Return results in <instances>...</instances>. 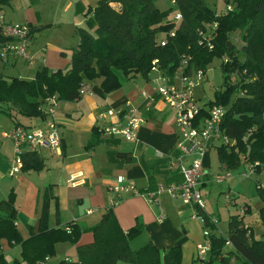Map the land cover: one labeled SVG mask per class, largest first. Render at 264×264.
<instances>
[{
	"label": "crops",
	"instance_id": "obj_1",
	"mask_svg": "<svg viewBox=\"0 0 264 264\" xmlns=\"http://www.w3.org/2000/svg\"><path fill=\"white\" fill-rule=\"evenodd\" d=\"M98 3L99 0H12L3 6L0 11L2 21L29 23L39 29L32 32L28 49L35 62L30 64L25 58L13 54L0 56V75L33 79L43 67L52 72L68 70L74 50L80 43L78 29L86 25L87 17ZM8 9L11 13H7ZM118 74L121 86L115 91L106 92L101 86L102 78H97L87 82L91 91L80 98L57 99L55 117L62 133V151L59 154L44 149L38 153L44 162L40 170L10 174L14 145L9 134L18 121L31 127H45L50 119L46 113L47 104L40 116H24L13 107L10 108L11 114L0 111V115L7 114L13 121L9 128L0 121V202L13 195L17 207L15 222L23 238L27 239L41 229L45 203L47 226L68 227L74 223L83 229L77 243L58 242L55 254L36 264H60L62 260L79 259L78 247L94 241L92 228L111 208L110 202L116 195L110 188L120 177L142 192L159 185L164 187L158 196L159 202L126 194L112 207L125 232L136 226L142 227L140 233L130 238L132 250L154 244L164 253L170 247L180 245L182 264H197V245L205 241L203 223L197 217L195 207L167 190L172 183L182 181V175L172 164L179 155L176 110L159 95V82L153 79L156 72L127 76L118 71ZM110 109L120 111V114L107 115ZM131 110L145 118L136 140L107 135L102 131L111 122L123 119ZM209 152L204 159L207 170L213 164ZM241 171L242 166L231 176L242 174ZM212 182L210 177H205L203 194L211 192ZM242 203L247 205L248 211L241 212L240 205V211L231 215L241 214L256 236L263 235L264 224L259 219L262 200L259 198L254 206L248 201ZM206 211L213 216L212 211ZM249 218H252L250 222ZM218 229L221 231L219 223ZM224 230L227 234L228 227ZM0 248L10 262L22 259L21 244L3 238ZM117 264L134 262L120 260Z\"/></svg>",
	"mask_w": 264,
	"mask_h": 264
},
{
	"label": "trees",
	"instance_id": "obj_2",
	"mask_svg": "<svg viewBox=\"0 0 264 264\" xmlns=\"http://www.w3.org/2000/svg\"><path fill=\"white\" fill-rule=\"evenodd\" d=\"M12 0H0V11ZM182 19H171L169 11H162L156 0H99L87 17L86 25L78 29L80 43L74 50L68 70L50 71L43 67L35 78L0 75V111L15 108L24 116H40L47 99L56 97L76 100L88 81L102 78L106 92L120 88L118 71L148 75L153 61L173 72L182 56H190V68L207 69L215 58L223 62L224 85L215 91L210 105L223 104L226 113L222 128L234 143L218 146L219 160L229 169L244 163L264 164V0H222L226 5L218 10L210 0H176ZM228 5L232 6L231 9ZM218 6V5H217ZM174 8V6H172ZM172 10V9H171ZM6 22L0 17V48L10 38L3 33ZM217 23L213 48L200 44L201 31L212 29ZM43 28V26L41 27ZM31 26V33L34 30ZM241 29L244 45L238 48L232 39L233 31ZM174 31V35H170ZM166 44H162L163 41ZM237 79L232 81V77ZM21 122H17L19 124ZM93 143V140L91 141ZM24 170H40L43 159L37 152L24 153ZM257 166V172H261ZM258 196L263 202L259 219L264 224V184L256 181ZM0 241L22 245V259L12 262L0 251V264H36L53 256L56 244L62 241L77 243L83 229L70 223L68 227H49L46 223L47 204L43 208L41 229L24 239L16 225L17 207L13 195L0 202ZM206 219V209L197 210ZM141 226L125 232L109 208L102 220L92 228L95 239L78 247L79 259L62 260L60 264H182L183 251L175 245L161 252L148 244L132 250L130 238L140 233ZM212 250L208 264H264V234L256 236L241 214L230 217L226 235H211ZM227 245H231L230 247Z\"/></svg>",
	"mask_w": 264,
	"mask_h": 264
},
{
	"label": "built area",
	"instance_id": "obj_3",
	"mask_svg": "<svg viewBox=\"0 0 264 264\" xmlns=\"http://www.w3.org/2000/svg\"><path fill=\"white\" fill-rule=\"evenodd\" d=\"M172 5L177 6V1L172 0ZM231 9L232 6L228 5ZM182 13L178 10L175 19L180 21ZM218 24L214 23L212 29L201 31L200 44L213 48V38L215 29ZM3 33L10 38L0 48V56L13 54L23 57L27 62L33 64L35 58L29 54V45L31 41V25L29 23H5ZM171 31L170 35H174ZM163 41L162 44H166ZM190 56L183 55L179 66L169 72L166 68H161L158 59L153 61L151 72H156L157 76L153 79L159 82L158 93L165 102L176 110V123L179 127V136L176 147L179 151L173 159V166L182 175V181L172 183L167 187L168 192L180 197L187 204L196 208L206 209V203L203 197L202 184L205 177H210L212 181L223 182L232 173L211 175L205 168L204 159L206 154L212 147H218L221 144H232V141L223 130V119L226 113V106L223 104L202 106L196 96L195 89L198 85L207 80V69L190 68ZM229 59L225 57L224 62ZM150 72V73H151ZM237 77L234 75L232 81ZM213 86V85H212ZM218 90V89H217ZM89 84L85 83L81 88V94L90 92ZM145 94V93H144ZM57 98L51 97L47 99L46 113L50 119L46 122L45 127H31L23 123L16 124L9 134L13 145L14 155L11 165V175H15L24 170V153L37 152L41 153L44 149H49L61 154L62 151V133L60 126L56 120ZM120 111L110 109L107 115L115 116ZM145 122V118L137 114L134 110L126 112L123 119L111 122L106 125L102 131L107 135H118L126 140L134 141L138 137L139 129ZM250 172L245 166H242V175L250 176L257 172L259 162H251ZM264 171V164L261 166ZM111 192L116 196L112 198L109 207L117 205L122 200V195L144 196L150 202H159L158 196L164 191L163 185H159L155 189L142 192L135 185L128 183L125 178L120 177L111 185ZM226 200L235 203L236 198L232 192L226 193ZM197 217L203 223V233L205 241L197 245V264H208L210 253L212 250L211 235L213 232L222 234L218 229V219L209 216L208 219L202 214ZM1 249V248H0ZM39 264H44L43 262Z\"/></svg>",
	"mask_w": 264,
	"mask_h": 264
},
{
	"label": "rangeland",
	"instance_id": "obj_4",
	"mask_svg": "<svg viewBox=\"0 0 264 264\" xmlns=\"http://www.w3.org/2000/svg\"><path fill=\"white\" fill-rule=\"evenodd\" d=\"M210 2L211 4L218 3V6L216 5L217 9L219 8L218 10L223 9L226 6L222 0H210ZM156 4L162 11H169L171 19H174L178 9L175 6L172 8V0H156ZM8 12L11 13V10L8 9L7 13ZM232 39L236 42L238 48L241 49L244 45L243 32L241 29L233 31ZM223 62L224 60L222 58H215L211 63H209L206 72L207 80L203 83V85L200 84L195 89L196 96L202 106L209 105L210 101L215 99V91L217 89H221L224 85L225 74L223 70ZM0 121L6 126V128H9V126L13 124V121L7 114L0 115ZM209 151V155L213 163L212 167L208 170L211 175H226L227 173H233L239 169H229L226 165L222 166V163H220L219 160L218 149L216 147ZM241 166H245L247 171L250 172L249 163H244ZM259 169H262V167L260 166ZM235 175L236 173L233 177H227L223 182L216 180L213 181L211 192L208 191L206 194H203L206 209L214 213L213 216L218 219L219 228L224 235H226V231L224 229H227L228 227V220L231 213L240 211V205L242 207L241 212H247L248 207L242 202L248 201L254 206V203L259 200L256 181L260 180V182L264 184V171L254 172L250 176L242 174ZM227 192H232L234 194L237 204H229L227 202ZM247 220L250 222L252 218ZM23 264H25V262ZM217 264L222 263L218 262Z\"/></svg>",
	"mask_w": 264,
	"mask_h": 264
}]
</instances>
